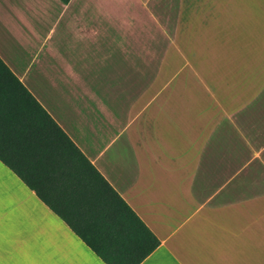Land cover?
Masks as SVG:
<instances>
[{"label":"crops","instance_id":"1","mask_svg":"<svg viewBox=\"0 0 264 264\" xmlns=\"http://www.w3.org/2000/svg\"><path fill=\"white\" fill-rule=\"evenodd\" d=\"M0 58L158 238L139 264H264V0H0ZM0 264H107L0 160Z\"/></svg>","mask_w":264,"mask_h":264},{"label":"trees","instance_id":"2","mask_svg":"<svg viewBox=\"0 0 264 264\" xmlns=\"http://www.w3.org/2000/svg\"><path fill=\"white\" fill-rule=\"evenodd\" d=\"M0 160L105 263L139 264L158 246L1 58Z\"/></svg>","mask_w":264,"mask_h":264}]
</instances>
